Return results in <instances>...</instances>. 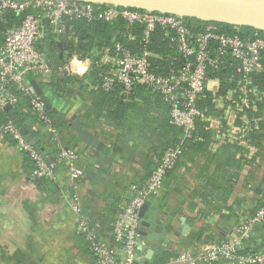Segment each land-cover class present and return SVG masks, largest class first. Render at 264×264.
<instances>
[{
    "label": "crops",
    "instance_id": "1",
    "mask_svg": "<svg viewBox=\"0 0 264 264\" xmlns=\"http://www.w3.org/2000/svg\"><path fill=\"white\" fill-rule=\"evenodd\" d=\"M46 35L41 43L55 54L53 42L58 46L60 36L54 33L53 39L44 41ZM112 55L105 51L101 60L109 63ZM230 68V73L238 70ZM31 78L43 90L42 84L50 82L51 76L30 74ZM233 85L229 77L210 81L201 100L208 110L204 121L210 133L206 140L201 137L199 143L187 147L148 201L140 231L151 234L158 228L157 233L164 237L150 240L142 235L138 249L142 256L137 264H166L188 249L196 250L199 243L231 240L263 204L264 138L258 145L249 136L254 130L264 131L260 125L264 115L257 116L258 102L264 96L244 116L237 112L236 95L229 90ZM69 89L60 93L48 87L49 96L44 93L67 118L78 115L82 126L104 142V148L89 149L68 124L57 119L64 126L56 127L55 132L30 122L47 157L57 164L54 180L37 179L32 177L33 162L21 147L10 135L0 134V264H95V254L78 232L80 216L71 206L73 198L79 196L82 214L96 239L117 246L113 219L132 199L133 186L149 176V165L158 162L157 155L165 148L163 135L151 137L146 122L160 116V110L140 108L120 125L92 111L96 87L90 81L71 83ZM143 98L153 102L157 96L145 88L136 100L146 107ZM244 126L249 127L248 132L242 131ZM68 148L80 154L75 164L79 177L74 178L69 160L60 159ZM144 220L150 227L143 225ZM240 248L244 252L264 249V221L253 227ZM149 250L151 258L147 257ZM215 264L235 263L220 260Z\"/></svg>",
    "mask_w": 264,
    "mask_h": 264
},
{
    "label": "built area",
    "instance_id": "2",
    "mask_svg": "<svg viewBox=\"0 0 264 264\" xmlns=\"http://www.w3.org/2000/svg\"><path fill=\"white\" fill-rule=\"evenodd\" d=\"M10 10L24 15V18L21 24L7 28L0 45V108L18 103L20 97L12 91L15 86L16 90L31 97L32 110L38 115L41 125L53 132L57 130L54 118L29 82L30 74L46 77L53 70L54 56L39 45L47 34L46 23L56 33L63 30L67 20H125L129 29L127 39L141 44L131 49L120 41L116 42L111 60L106 63L108 68L100 73L101 85L110 90L119 84L125 95L133 93L137 86L157 92L169 104L171 122L182 128L183 139L194 138L197 121L206 118L208 110L201 106V100L207 95L210 81L214 77L219 79L221 71L238 68L230 73L229 78L234 85L229 90L236 95L235 105L239 114L249 115L256 100L264 96V91L259 90L254 79L256 74L264 72V35L259 33L244 38L238 32L224 31L216 22L204 21L200 29H194L189 20L180 15L75 0H0V17ZM137 26H142L139 35L133 30ZM158 26L165 30L170 45L185 59L181 66L172 67L166 73L157 71L151 60L156 56L150 48L151 38ZM72 37L74 33L70 29L69 39ZM92 65L91 58L70 53L59 68L74 76H84ZM248 129L244 126L242 131L248 132ZM0 134L10 135L32 158L35 164L33 178L55 179L56 163L49 164L11 120L0 122ZM181 143L168 146L151 175L142 184L133 186L132 199L112 222V235L117 246L96 239L88 219L82 214L79 196L73 198L71 206L80 216L78 232L89 240L90 249L97 258L95 264H137L141 259L138 250L142 238L140 210L158 193L169 170L180 159ZM79 156L75 148L64 149L60 154L61 160L70 161L74 178L80 176L75 166ZM263 221L264 202L233 239L199 243L196 250L188 249L166 264H215L220 260H231L235 264H264V249L244 252L240 248L253 227Z\"/></svg>",
    "mask_w": 264,
    "mask_h": 264
},
{
    "label": "trees",
    "instance_id": "3",
    "mask_svg": "<svg viewBox=\"0 0 264 264\" xmlns=\"http://www.w3.org/2000/svg\"><path fill=\"white\" fill-rule=\"evenodd\" d=\"M24 15H18L14 11H7L0 17V45L4 41L5 31L7 28L11 26H16L21 24ZM194 29H200L202 27V20L195 19V18H187ZM68 25L70 26L71 31L74 33V37L70 38L67 42V51L70 54L77 53L80 57L86 58L89 57L93 61V65L90 71L85 74L84 76H74L71 75L59 67H56V62L60 66L66 60L64 58L63 61L59 60V54L55 56L53 55L50 50L48 51L50 56L52 57L54 66L52 73L50 74V82H47L43 85L44 92L47 93L48 87L50 90H55L57 92H67L69 91V87L71 83H78L81 80L87 79L90 81L92 85H95L96 89L92 91L93 96V109L92 111L96 113L99 117H105L106 119L115 122L120 125H124L130 119V116L138 114V112L143 108L144 111H151L152 109L161 112V115L156 117L152 116L151 118H147V127L149 128V133L151 137L155 135H163L162 143L165 141V148L161 151L157 157V163H151L149 166H152V171L156 168V166L160 163L162 155L165 149L168 146H172L175 144H179L180 142L182 145V154L181 157L184 155L187 147L190 145H194L201 141V137L204 140L207 139L208 132L206 128V122L203 119H199L197 121V131H195L194 138L183 139V130L181 127L173 124L171 122L170 116V106L169 104L157 93L154 92V95L157 96L153 102H150L148 98H143L144 103L148 106L142 107V105L136 100L138 98V93L142 92L145 87L137 86L136 89L130 95H125L123 92V88L121 85L117 84L110 90H105L101 85V76L100 73L108 68L106 63H103L101 58L104 55L105 51L109 53H114L115 44L117 41L122 42L127 47L134 49L135 46H139L141 43L138 41L134 44L127 39L126 32L129 30L126 26L125 20L122 18L113 20V21H105V20H87V19H74V20H67ZM223 30L228 33H235L238 32L242 37L248 38L252 37L255 33H259L260 35H264V31L257 30L250 26H243L238 27L236 30L235 26L228 25V24H221L219 23ZM48 30L47 35L43 39L51 40L54 36L53 27L46 23ZM134 32L138 35L141 33L142 26H137L133 28ZM54 46L57 47L56 43L53 42ZM53 44L51 46H53ZM40 47L44 48L45 45L40 42ZM151 50L154 52L156 56L151 58L153 64L157 67V71L166 73L169 72L172 67L178 68L181 66L185 59L184 57L170 45V42L165 37V30L158 26L151 38L150 44ZM56 53V52H55ZM56 61V62H55ZM232 68L228 70L221 71L219 73L220 78L225 81L227 77H230V71ZM33 78V77H32ZM29 79V82L32 84L33 79ZM255 84L259 87V90L264 91V72L258 73L254 76ZM225 84V83H223ZM19 97V101L16 105L13 106L14 113L16 117L22 122L23 125L27 126L31 132H34L29 125L30 122L39 123L41 121L37 114H35L32 110V105L30 103L31 97L22 93L21 91L16 90L14 86L12 88ZM48 94V93H47ZM49 96V94H48ZM142 97V96H141ZM142 99V98H141ZM151 103V104H150ZM210 104V103H209ZM211 105V104H210ZM141 108V109H140ZM48 113L54 118L55 124H57L59 128H62L64 125L59 124L58 121L55 119L53 114H51L50 110L47 108ZM252 112V111H251ZM250 112V113H251ZM264 115V98L258 102V112L257 116L261 117ZM9 111L5 110L4 108H0V122L9 121ZM149 123V124H148ZM264 127V120L260 124ZM262 129V128H261ZM264 129V128H263ZM256 131V132H255ZM165 135V136H164ZM250 140L256 141L258 145L261 144L262 139L264 138V131L260 132L258 129L254 130V133H251L249 136ZM168 140V141H166ZM24 154L28 157L29 160L33 162V170L35 169V164L32 158L28 155V153L24 152ZM180 157V159H181ZM47 159V154L44 156ZM180 159L177 161L174 168L169 170L167 176L171 174L172 170L175 169L177 164L179 163ZM57 167V164H56ZM148 176V177H149ZM147 177V178H148ZM44 179L46 177H43ZM41 178V179H43ZM38 179V178H37ZM140 185V184H139ZM114 220V219H113ZM86 239V236L82 234ZM87 240V239H86ZM87 243L90 242L87 240ZM158 264L160 262H157Z\"/></svg>",
    "mask_w": 264,
    "mask_h": 264
},
{
    "label": "water",
    "instance_id": "4",
    "mask_svg": "<svg viewBox=\"0 0 264 264\" xmlns=\"http://www.w3.org/2000/svg\"><path fill=\"white\" fill-rule=\"evenodd\" d=\"M101 5H115L133 9L147 10L152 12H161L168 14L180 15L186 18H195L205 22H216L228 24L235 27L250 26L257 30L264 31V0H75ZM61 30V26L59 27ZM70 27L66 24L62 31L55 34L60 36L58 42L59 60L63 61L67 50V42L69 41ZM56 67H59L56 64ZM32 85L36 94L44 102L55 119L68 124L70 129L76 132L78 138L88 145V148L102 151L104 142L91 130L82 126V120L78 115H73L67 118L59 109L52 104L37 80H32ZM9 111L10 120L16 125L25 140L33 145L35 149L44 157L46 151L40 146L38 138L31 132L27 126L16 117L13 106L8 104L4 107ZM48 163L51 164V157H47ZM148 208V203H145L141 210L140 216L144 218ZM143 225L150 227V222L143 221ZM158 231L159 229L156 228ZM149 234L146 231H141V235L147 236L150 240L163 238V234ZM152 250H149L147 257L151 258ZM231 261V260H228ZM153 263V262H152Z\"/></svg>",
    "mask_w": 264,
    "mask_h": 264
},
{
    "label": "rangeland",
    "instance_id": "5",
    "mask_svg": "<svg viewBox=\"0 0 264 264\" xmlns=\"http://www.w3.org/2000/svg\"><path fill=\"white\" fill-rule=\"evenodd\" d=\"M54 48H55V52H56V53H55V56H56L57 54H59L60 50H59L58 46H57V47L55 46ZM53 55H54V54H53ZM68 56H69V54H67V53L65 52V58L68 57ZM55 62H56V61H55Z\"/></svg>",
    "mask_w": 264,
    "mask_h": 264
}]
</instances>
